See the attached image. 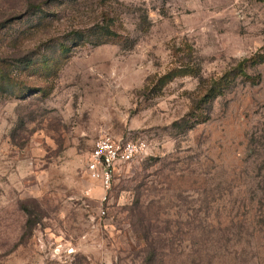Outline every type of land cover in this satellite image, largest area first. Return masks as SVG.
Masks as SVG:
<instances>
[{
	"label": "rangeland",
	"instance_id": "obj_1",
	"mask_svg": "<svg viewBox=\"0 0 264 264\" xmlns=\"http://www.w3.org/2000/svg\"><path fill=\"white\" fill-rule=\"evenodd\" d=\"M105 13L121 38L72 48L56 77L32 80L47 96L0 87V264H264V162L250 150L264 129V1L0 0V58L59 54ZM244 58L255 78L237 75L192 129L180 125L198 78L153 89L182 61L210 78ZM105 135L149 149L104 202L87 162Z\"/></svg>",
	"mask_w": 264,
	"mask_h": 264
},
{
	"label": "trees",
	"instance_id": "obj_2",
	"mask_svg": "<svg viewBox=\"0 0 264 264\" xmlns=\"http://www.w3.org/2000/svg\"><path fill=\"white\" fill-rule=\"evenodd\" d=\"M264 1V0H260ZM41 9V4L30 5V11L33 14L37 13V10ZM103 19L90 29L84 28L74 31V34L70 36L67 42H61L59 44V54L46 55L42 57L34 58V55L23 56L19 58H0V87L9 86L11 93L14 95L24 96L26 94L35 93L36 91L42 93L43 96H47L53 88V85L37 86L33 84L34 79L37 80H49L58 75V71L63 64L67 62V56L70 54L72 48L83 45L87 42H94L93 44L99 45L104 43H110L121 38L115 30V21L106 13L103 14ZM132 43V42H131ZM180 50V49H179ZM248 59L244 58L239 64L232 68L230 71L225 72L218 77H204L201 74V67L195 63L189 61H182L180 64L173 68H170L164 74L154 79L153 89H162L177 77L194 76L198 78L197 96L192 100L190 117L184 118L181 127L184 129H192L198 124L207 122L211 117V104L212 102L224 95L235 83L237 75L243 76L246 80L255 78L247 72ZM19 65V69H22V73L18 76L13 73V67ZM253 81V80H252ZM179 123V124H180ZM264 129H260V133H263ZM252 135L250 140V150L256 151V166L260 162H264V150H260L257 142L260 136ZM256 141V142H255ZM252 148V149H251ZM261 151V152H260ZM258 162V163H257ZM257 189H260L263 198L260 203L264 205V180H260L255 183ZM34 221L31 217L27 221V228L31 229L34 225Z\"/></svg>",
	"mask_w": 264,
	"mask_h": 264
},
{
	"label": "built area",
	"instance_id": "obj_3",
	"mask_svg": "<svg viewBox=\"0 0 264 264\" xmlns=\"http://www.w3.org/2000/svg\"><path fill=\"white\" fill-rule=\"evenodd\" d=\"M148 144L142 139L118 138L105 135L95 140L87 169L90 178L104 191L102 201L108 199L114 177L120 167L139 159L148 152ZM105 209L102 215H105Z\"/></svg>",
	"mask_w": 264,
	"mask_h": 264
}]
</instances>
